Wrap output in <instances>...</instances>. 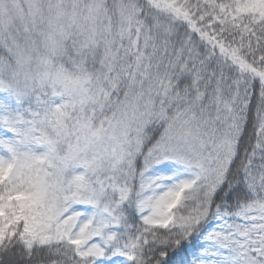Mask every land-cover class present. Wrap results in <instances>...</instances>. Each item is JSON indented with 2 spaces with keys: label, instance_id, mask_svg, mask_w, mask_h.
<instances>
[{
  "label": "snow or ice",
  "instance_id": "1",
  "mask_svg": "<svg viewBox=\"0 0 264 264\" xmlns=\"http://www.w3.org/2000/svg\"><path fill=\"white\" fill-rule=\"evenodd\" d=\"M0 264H264V0H0Z\"/></svg>",
  "mask_w": 264,
  "mask_h": 264
}]
</instances>
